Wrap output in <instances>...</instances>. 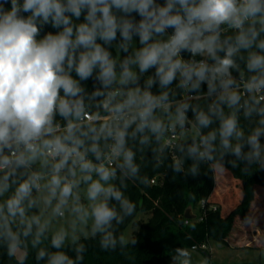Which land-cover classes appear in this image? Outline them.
Instances as JSON below:
<instances>
[{"label": "clouds", "instance_id": "obj_1", "mask_svg": "<svg viewBox=\"0 0 264 264\" xmlns=\"http://www.w3.org/2000/svg\"><path fill=\"white\" fill-rule=\"evenodd\" d=\"M172 173L264 171V0H0V245L83 264ZM74 253L69 255L68 251ZM173 264H191L183 248Z\"/></svg>", "mask_w": 264, "mask_h": 264}, {"label": "trees", "instance_id": "obj_2", "mask_svg": "<svg viewBox=\"0 0 264 264\" xmlns=\"http://www.w3.org/2000/svg\"><path fill=\"white\" fill-rule=\"evenodd\" d=\"M138 162L149 185L143 187L129 182L128 195L136 203L137 209L132 217L117 228V235L125 236L130 226L137 225L141 215L150 214V218L142 222L130 238L137 240V244L117 247L115 251H103L98 239H82L80 242L87 248L83 264H173L172 258L177 248L188 252L201 251L207 240L220 241L236 250H263L264 235L260 229L254 230V242L249 245L234 238L239 233L235 227L237 220L241 222L248 219L258 192L264 190V171H260L257 165H252L247 171L241 165L213 172L212 165L206 164L201 167V175L185 178L170 171V154L160 167H156L148 155L141 158L138 154ZM153 180L156 183L151 185ZM226 182L237 186L234 199L218 194V188L225 186ZM201 204L204 206L200 209L199 221H191L190 225H186V210ZM255 242L258 244L253 245ZM66 250L74 256L71 250ZM34 257V251L29 248L26 264H36ZM18 261L20 259L16 255L10 257L6 248L0 245V264H18Z\"/></svg>", "mask_w": 264, "mask_h": 264}, {"label": "rangeland", "instance_id": "obj_3", "mask_svg": "<svg viewBox=\"0 0 264 264\" xmlns=\"http://www.w3.org/2000/svg\"><path fill=\"white\" fill-rule=\"evenodd\" d=\"M223 187L227 190L226 192L222 189ZM223 187L218 188V194L220 196H227L228 199H234L237 186H234V183L230 184V182H226ZM200 209L201 205L193 209V214L197 217V220L200 216ZM149 218L150 214L141 215L137 225L130 226L126 230V239L130 240L133 233L138 231L140 224ZM235 227L239 233L235 234L234 238L242 244L249 245L254 242L252 235L256 229H260V233L262 236L264 235V190L258 192L257 200L248 219L241 222L237 220ZM77 236L79 240L91 238L90 233L87 231H78ZM257 244L255 242L253 245ZM204 245L206 246V250L189 252L191 264H264V248L262 251L254 249L236 250L217 240H207Z\"/></svg>", "mask_w": 264, "mask_h": 264}, {"label": "water", "instance_id": "obj_4", "mask_svg": "<svg viewBox=\"0 0 264 264\" xmlns=\"http://www.w3.org/2000/svg\"><path fill=\"white\" fill-rule=\"evenodd\" d=\"M185 219L190 220V221H195L197 220V217L193 214V207L190 206L185 213Z\"/></svg>", "mask_w": 264, "mask_h": 264}, {"label": "built area", "instance_id": "obj_5", "mask_svg": "<svg viewBox=\"0 0 264 264\" xmlns=\"http://www.w3.org/2000/svg\"><path fill=\"white\" fill-rule=\"evenodd\" d=\"M170 155H171V157H172V154L171 153H169ZM156 183V180H153L152 182H151V185H154ZM203 204H201V209L203 208ZM198 221H199V218H198ZM190 223H191V221L190 220H187L186 221V225H190ZM201 250H206V246L205 245H203L201 248H200ZM194 250H197L196 248H194Z\"/></svg>", "mask_w": 264, "mask_h": 264}, {"label": "crops", "instance_id": "obj_6", "mask_svg": "<svg viewBox=\"0 0 264 264\" xmlns=\"http://www.w3.org/2000/svg\"><path fill=\"white\" fill-rule=\"evenodd\" d=\"M15 255L17 256V258H19V259L21 258V254L19 252L16 253Z\"/></svg>", "mask_w": 264, "mask_h": 264}]
</instances>
